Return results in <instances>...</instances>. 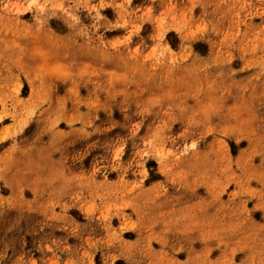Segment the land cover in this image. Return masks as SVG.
Listing matches in <instances>:
<instances>
[{
    "label": "rangeland",
    "instance_id": "374dc122",
    "mask_svg": "<svg viewBox=\"0 0 264 264\" xmlns=\"http://www.w3.org/2000/svg\"><path fill=\"white\" fill-rule=\"evenodd\" d=\"M0 264H264V0H0Z\"/></svg>",
    "mask_w": 264,
    "mask_h": 264
}]
</instances>
